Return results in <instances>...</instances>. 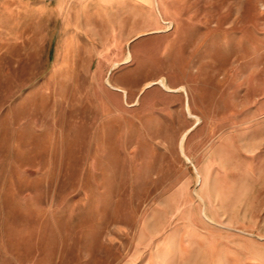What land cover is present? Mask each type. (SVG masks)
Instances as JSON below:
<instances>
[{
    "label": "rangeland",
    "instance_id": "rangeland-1",
    "mask_svg": "<svg viewBox=\"0 0 264 264\" xmlns=\"http://www.w3.org/2000/svg\"><path fill=\"white\" fill-rule=\"evenodd\" d=\"M0 264H264V0H0Z\"/></svg>",
    "mask_w": 264,
    "mask_h": 264
},
{
    "label": "crops",
    "instance_id": "crops-1",
    "mask_svg": "<svg viewBox=\"0 0 264 264\" xmlns=\"http://www.w3.org/2000/svg\"><path fill=\"white\" fill-rule=\"evenodd\" d=\"M140 12V11H139ZM139 12H137L136 13V15H135V17L136 18H133L134 20H137V19H140V17L139 16H141V13H139ZM120 17L122 18V19H125L124 18V16H123V12H121L120 13ZM121 19V20H122ZM113 29H115L114 27H112ZM122 29V28H121ZM142 29H144V24H139L138 26H132L131 27V30L129 31L131 34H133L134 33V36H137V33L139 32V31H141ZM109 44H110V41H109ZM128 51V50H127Z\"/></svg>",
    "mask_w": 264,
    "mask_h": 264
},
{
    "label": "bare ground",
    "instance_id": "bare-ground-1",
    "mask_svg": "<svg viewBox=\"0 0 264 264\" xmlns=\"http://www.w3.org/2000/svg\"><path fill=\"white\" fill-rule=\"evenodd\" d=\"M155 1H156V0H155ZM158 9H159V7H158ZM134 46H135V45H134ZM134 50H136V49H134ZM129 51H130V50H129ZM139 51H140V48H139ZM161 79H163V77L160 78V80H161ZM157 80H158V79H157ZM112 84H113V83H112ZM114 85H115V84H114ZM143 86H144V85H143ZM109 87H110V86H109ZM182 88H183V87H182ZM182 88H181V89H182ZM124 91H126V90H124ZM173 91H174V90H173ZM175 91H176V89H175ZM114 94H115V93H114ZM123 97H124V96H123ZM124 101H125V100H124ZM115 102H116V101H115ZM187 112H188V111H187ZM188 114H189V113H188ZM198 119H199V118H198ZM199 122H200V121H199ZM196 123H197V122H196Z\"/></svg>",
    "mask_w": 264,
    "mask_h": 264
}]
</instances>
